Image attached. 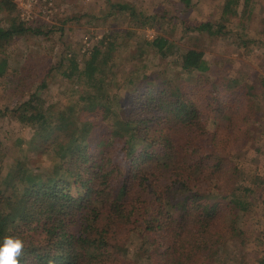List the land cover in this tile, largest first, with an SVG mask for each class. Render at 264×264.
Listing matches in <instances>:
<instances>
[{"label":"trees","instance_id":"16d2710c","mask_svg":"<svg viewBox=\"0 0 264 264\" xmlns=\"http://www.w3.org/2000/svg\"><path fill=\"white\" fill-rule=\"evenodd\" d=\"M179 2V9L187 10L191 0ZM111 5L131 9L125 2ZM224 7L223 15L234 14L228 1ZM15 11L12 0H0L5 14L0 19V77L19 76L6 94L16 99L14 107H0V117L19 111L21 122L37 124L34 139L27 142L31 150L54 155L34 171L25 153L26 160L15 162L5 183L18 190L0 193V236L23 239L20 264L223 263L226 246L245 241L241 222L247 203L234 182L235 153L247 145L253 149L262 133L263 113L257 111L264 80L257 86L214 74L203 50H181L159 36L149 44L159 58L175 57L180 70L168 75L152 63L149 74L127 76L125 87L115 76L108 39L105 47L83 56L82 68L74 56L65 52V57L68 75L76 74L91 90L111 88L110 95H81L65 111L49 115L34 101L37 90L47 85L48 61L32 59L34 70L29 71L6 52L13 39L29 31L42 33L41 26L26 23ZM225 27L204 20L185 30L214 36L229 33ZM127 87L133 92L130 100L124 96ZM84 113L103 121L118 115L122 131L105 127L108 132L94 139L95 124ZM132 241L137 248L129 256ZM257 264H264V257Z\"/></svg>","mask_w":264,"mask_h":264},{"label":"rangeland","instance_id":"374dc122","mask_svg":"<svg viewBox=\"0 0 264 264\" xmlns=\"http://www.w3.org/2000/svg\"><path fill=\"white\" fill-rule=\"evenodd\" d=\"M12 1L16 5L15 13L17 12L21 20L41 26L39 29L42 33L29 31L21 38L13 39L6 52L13 60L18 57L19 65L26 66L29 71L34 70L32 59L39 56L42 64L48 61L51 69L47 85L37 90L34 101L42 104L49 115L65 111L67 104L79 101L77 99L81 95L102 98L104 94H109L111 88L106 90L104 86L96 91L91 90L79 82L76 74L68 75L69 60L65 57V52L67 56H74L78 67L82 68L83 56L99 46L105 47L108 39L112 46L111 58L115 76L121 84L132 74L136 79L141 74H149L153 69L152 63L157 66L156 71H165L168 75L176 68L180 70V64H176L175 57L159 58L155 47L149 44L159 36L174 41L181 50L188 47L203 50L205 57L213 64L214 74L234 77L257 86L264 80V0H191L187 10H180L179 0ZM116 1L129 3L134 11L113 8L111 4ZM227 1L234 14L229 11L223 15ZM4 15L0 12V19ZM149 16H154L156 21H147ZM221 17L228 19L223 20ZM204 20L223 22L225 30L230 32L208 36L206 32L185 30L187 24L195 25ZM113 32L112 36L104 39L106 34ZM18 78L19 76L0 77V107H14L16 99L6 94L17 84ZM192 84L189 81V85ZM123 85L129 86L126 83ZM258 88L259 91L264 90V87ZM125 89L127 91L124 96L130 100L133 92L130 87ZM259 106L257 115L263 113L258 122L262 133L259 132V138L255 139L253 149L251 145H247L245 149L235 153L238 171L234 182L236 187L242 188L239 196H244L242 200L247 203L241 222L245 241L241 245L229 243L224 254L220 256L223 263L218 261L215 264H257L264 257V96L260 99ZM93 110H96L95 107ZM17 114L19 111L0 117V193L5 190L9 193L18 190L5 186L16 161L26 160L27 156L29 160L26 164L37 171L38 168L50 164L54 157L50 150L44 153L31 150L27 142L34 139L37 124L21 122ZM83 115L89 119V124H95L91 134L94 139L97 138L96 133L108 132L104 130L105 127L122 131V119L118 115L108 117L111 120L110 126L108 119L99 120L89 113ZM212 118L216 117L212 115ZM212 122V119L208 122L210 127ZM115 158L118 162H123L118 155ZM247 188L250 192L245 190ZM134 248L137 246L132 241L128 248L129 256H132Z\"/></svg>","mask_w":264,"mask_h":264},{"label":"clouds","instance_id":"9594fccd","mask_svg":"<svg viewBox=\"0 0 264 264\" xmlns=\"http://www.w3.org/2000/svg\"><path fill=\"white\" fill-rule=\"evenodd\" d=\"M24 241L16 235L0 236V264H20Z\"/></svg>","mask_w":264,"mask_h":264},{"label":"built area","instance_id":"2783aa9c","mask_svg":"<svg viewBox=\"0 0 264 264\" xmlns=\"http://www.w3.org/2000/svg\"><path fill=\"white\" fill-rule=\"evenodd\" d=\"M28 17H30V16H28ZM28 17H27V19H28Z\"/></svg>","mask_w":264,"mask_h":264}]
</instances>
